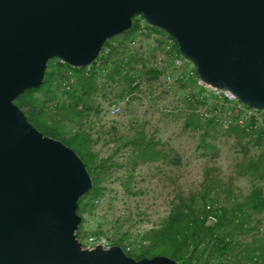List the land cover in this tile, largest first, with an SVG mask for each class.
<instances>
[{
    "label": "water",
    "instance_id": "1",
    "mask_svg": "<svg viewBox=\"0 0 264 264\" xmlns=\"http://www.w3.org/2000/svg\"><path fill=\"white\" fill-rule=\"evenodd\" d=\"M136 15L176 40L200 80L264 109V0H0V264H179L82 248L89 171L14 103L42 85L51 59L90 66Z\"/></svg>",
    "mask_w": 264,
    "mask_h": 264
},
{
    "label": "built area",
    "instance_id": "2",
    "mask_svg": "<svg viewBox=\"0 0 264 264\" xmlns=\"http://www.w3.org/2000/svg\"><path fill=\"white\" fill-rule=\"evenodd\" d=\"M128 37L125 35L126 39L109 42L102 48L97 59L90 66L84 67V74L86 76L94 74L99 86H103L107 93L105 97L99 96L100 101L96 103L100 104L99 117L103 126L99 138L106 143L102 148L104 150L103 159H108L107 166L110 170H116V172H109L108 169V178L116 174L117 181L123 183L133 168L131 185L134 187L130 189L133 194L129 195L139 196L140 193L135 183L137 179L143 178V170L165 169L169 163L167 160H160L149 163L141 162L133 166L128 162L131 149L129 147L119 148L113 141L111 129L114 128L119 135L138 132L143 130L144 126L151 127V131H155L154 127L159 126L163 119L177 113L193 114L200 123H211L212 128H208L207 132L212 137H208V141L215 147L212 150L214 154L212 152L210 155L199 148V166L210 163L218 168L221 165L220 157L214 155L221 151V147L226 148L233 156L228 163L230 172L228 179L231 183L237 178L234 174L237 163L243 158H246L248 162H253L264 154V109L249 107L239 101L229 90L213 87L200 80L194 66L180 54L176 40L166 32L147 25L140 15L137 17V27L133 36ZM128 57L133 58L134 63L124 69L133 76L131 82L133 90L130 93H124L122 98L117 100L112 94L115 85L106 79L105 65H110L109 63L119 58L127 60ZM55 60L57 66L66 65L59 59ZM151 70L157 73L156 78H148L146 73ZM63 77L58 87L59 91L50 100L43 102V108L49 114H61L63 106L60 97L63 94L68 98L67 95L72 91L75 83L73 72L66 70ZM66 101L69 102L70 99ZM79 107L81 108V105ZM91 118L92 116L89 117ZM232 128L240 131L239 138L230 132ZM200 131L202 133L204 130ZM153 136L155 141H159L156 134ZM159 143L161 144L158 149L169 155L170 151L165 149L163 142L159 141ZM115 151L116 153L113 154ZM179 157L182 159V155ZM110 161L120 166L110 168ZM151 163H156L157 167L149 169ZM206 178H210L214 190L209 193L210 200L199 207V220L203 222L202 235L205 239L195 252L196 256H202V264H264L257 251L250 253L245 251V247L254 239L264 238V214H258L250 222L241 224L239 230L220 225V217L225 204L240 201L248 195L253 186L247 191L239 190L228 196L222 190L221 183L223 182L220 178L214 175L200 176L199 198ZM246 179L253 185L264 183V179L255 183ZM257 187L261 189V196L264 200V185ZM107 195L108 191L104 192V197ZM170 210L171 207L167 210L164 220L159 222V226H152L146 230L142 226L132 232L131 228L125 230V222L123 218H119L117 229L100 235L84 234L78 229L77 241L85 249H93L96 246L108 249L118 245L126 254H142L151 246L145 234L152 229L161 228ZM243 214L244 212H241L237 216L242 217ZM135 222L136 220L132 221L131 218L127 223L134 225ZM215 245L231 247L226 253L218 256L213 251Z\"/></svg>",
    "mask_w": 264,
    "mask_h": 264
},
{
    "label": "trees",
    "instance_id": "3",
    "mask_svg": "<svg viewBox=\"0 0 264 264\" xmlns=\"http://www.w3.org/2000/svg\"><path fill=\"white\" fill-rule=\"evenodd\" d=\"M137 17L138 15L132 18V28L122 34H126V36L129 37L133 36L137 27ZM110 39L105 43L103 48L109 43ZM51 60L48 61L47 67L49 66V62ZM132 63H134V59L128 57L127 60L119 58L109 63L110 65H105L107 71L106 79L115 85L114 89H112V94L117 100L121 99L124 93H130L133 90L131 87L133 76L124 69L126 66L130 67ZM63 66L66 70L72 71L75 78L72 91L68 94V97L71 99L73 105L69 108L67 107L63 113L53 115L47 113L43 108V102L50 100L51 98H41L40 101L38 100L41 102V111L38 114H34L33 119L43 118L44 123H42L43 125H37L35 123L37 127L34 125L33 127L42 132L45 136H49L54 139H59V126L60 124H65L64 121H66V124L72 125L75 128L74 135L69 144H63L70 147L82 159L93 182L90 191L86 195L82 196L78 201V211H80L93 208L95 204L99 202L100 196L105 192V188L101 185V182L104 179L105 172L109 169L107 166L108 161L102 160L97 165H93L92 169L90 167L93 164L94 159V153L91 151V145L96 142L91 140V132L96 124L95 120H99L98 117L100 112V104H97L93 98L94 96L105 97L107 93H105V88L103 86H99L94 74L86 76L84 74V68H72L67 64ZM146 74L148 78H156L157 76V73L152 70L148 71ZM63 78L64 77H62V80ZM60 83L61 81L58 83V87ZM45 84H49L46 79H44V82L39 88L27 91L33 92L42 90ZM77 89H79V93H77ZM27 91L24 93H27ZM24 93H22L17 99H19ZM53 94L55 96L54 88L52 91V95ZM80 105L81 108L79 107ZM19 108L21 109V105ZM189 115L186 127L193 132L199 131L201 128V126H199V119L193 114ZM90 116H92L91 119H89ZM210 124L211 123H207L203 131L205 138H212L207 132ZM102 129L100 127V130ZM111 132L116 134V130L114 128L111 129ZM230 132L233 133L236 138L240 137V131L238 129L232 128ZM136 137L140 139L137 144H134L132 139H127L123 142L124 146H130L131 150H133L132 148H136L138 151V153L131 152V156L128 159V162L133 164V166L137 165L139 160L143 163L167 160V162L172 166L180 164V159L177 156L172 154V152L167 155L159 150V141H155L153 137L147 138L144 131H138ZM117 142L118 143L116 144H119V140ZM202 144L203 149H215L212 143L209 142L207 144L205 140H203ZM115 153L116 151L113 154ZM84 159L86 161H84ZM109 166L110 168H118L120 165L110 161ZM132 170L133 168L131 169V172H129L128 178L123 184L125 190L129 194H133L130 191L133 176ZM234 174L237 177L248 178L252 183L261 181L264 179V154L260 155L253 162H248L246 158H243V160L236 164ZM207 189L203 192L201 198H195L193 196V198L186 200L179 197L176 201L172 202L170 213L167 219L163 222L162 227L159 229H152L145 234V238L151 243L150 248L142 254L127 255L137 260L164 255L170 257L179 264H193L192 261L196 258H199V262H203L202 256H196L195 252L198 251L199 245L204 242L205 239L202 235L203 222L199 220V207L206 201L210 200V197L207 196ZM227 195H233L232 190H229V194ZM241 212H244L243 216L238 217L237 214ZM258 214H264V200L261 196V189L254 185L248 195L240 201L236 200L233 203L225 204L220 217V225H227L233 230H239L241 224L250 222ZM235 220H237V222H235ZM82 221L83 218L78 228L79 231H81ZM230 247L231 246L228 245H215L213 251L214 254L220 256L226 253ZM245 251L248 253L257 251L261 260L264 262V238L254 239L245 247ZM187 256L188 258L186 259Z\"/></svg>",
    "mask_w": 264,
    "mask_h": 264
},
{
    "label": "rangeland",
    "instance_id": "4",
    "mask_svg": "<svg viewBox=\"0 0 264 264\" xmlns=\"http://www.w3.org/2000/svg\"><path fill=\"white\" fill-rule=\"evenodd\" d=\"M125 35L126 34H120L114 36L110 39L109 42L126 39ZM57 65L58 64L55 59H52L49 62V66L47 67L45 73V79L49 84H45L42 90L33 92L27 91V93H24L19 99L15 100V104L18 107L21 105V111L24 112L25 116L28 118V122L32 126H36V124L43 125L42 123H44L43 118L33 119L34 114H38L41 111V102H39L40 99L52 98L54 96V94L52 95L53 88L54 93H57L59 91L57 88L58 83L62 81V77L64 72H66V68L64 66ZM77 93H79V89H77ZM60 98L62 100L63 111H65L67 107L69 108L73 105L71 99L69 102L66 101L69 97H64V95L62 94ZM93 99H95L96 102L100 101L99 96H94ZM98 118L99 120H95L96 124L94 125L93 131L91 132V140L96 141L91 145V151L94 153L93 164L90 167L91 169L93 168V165H97L100 161H102L104 157V150L102 149L104 147V143L99 138V135L102 133L100 127L101 129L103 128L101 124L102 120L100 117ZM180 120L181 118L176 120V122L172 124V127H170L171 137L168 138L164 137L160 132L161 130L159 129L161 124L154 127L156 129L155 131H151L152 128L146 126H144L143 129L146 133L149 134V137L152 135V137L154 138L153 135L156 134V137L159 139V141L163 142V144L165 145V149L172 152V154H174L175 156L179 157L182 154V159L180 157L179 158L180 163L182 160L184 166H173L174 168L172 170V177L178 176L180 178L182 175H184L185 177L193 176L192 179L199 183L200 176L207 175L209 177L211 175H214V177L220 178L223 182L221 183V185L223 187L222 190L225 192H227V190L247 191L251 186H254L253 184L249 183L246 178L243 177H237L231 183V181L228 179V177L230 176V172L228 171V163L229 161H231V159H233V156L224 147H221V151L218 154L214 155L220 157L219 161L221 165L218 168L213 167L210 163L205 166H199V148H195L197 145L196 143L199 134H196V132H191L189 130H183ZM64 122L65 124L63 123L59 126V139L57 140L65 144H69L74 135L75 128L72 125L66 124V121ZM114 134L115 133H112V136L114 137L113 141L114 143H118L115 142L116 139ZM184 148L187 149V153L181 152ZM201 149H203V147ZM203 150H205L206 153L210 155H212V152L214 154V151L210 149ZM84 161L86 160L84 159ZM108 171L116 172L115 169H109ZM108 171L105 172L104 179L101 182V185L105 188L104 191H108V195L104 197L103 193L99 198V202H97L93 208L78 211V215L83 218L82 233L88 235H100L108 231H113L114 229H117L119 218H123L126 227L125 230L127 228H131L132 232L138 230L142 226L144 227V230L149 229L152 226H159V222H162L164 220L166 212L170 208L171 199H163L160 195L154 197L152 196V194H150L149 190H151L150 186L152 184H154L155 188H158L159 185L162 186L161 182L157 180L155 181V179H157L156 176L158 174L164 175L163 173H167L168 169L161 168L160 170L153 169L152 171L143 170V178L139 180L137 179L135 183L138 192H145V194H140L139 196H130L123 186L124 182H118L115 178L116 174H113L108 178ZM149 173L155 174V178L149 177ZM159 179L161 180L160 176ZM149 180L154 181L149 182ZM155 182L158 184L157 186ZM192 184H194V181L192 182ZM229 185L231 186V188L229 187ZM260 185L263 186L264 183H257L256 186ZM133 187L131 185V190ZM131 218L132 221L133 219L136 220L134 225H128L127 223ZM192 262L193 264H202V262H199V258L194 259Z\"/></svg>",
    "mask_w": 264,
    "mask_h": 264
},
{
    "label": "crops",
    "instance_id": "5",
    "mask_svg": "<svg viewBox=\"0 0 264 264\" xmlns=\"http://www.w3.org/2000/svg\"><path fill=\"white\" fill-rule=\"evenodd\" d=\"M189 114H182V113H179L177 115H173L172 117H168L167 119H163L162 122L160 123L161 126H160V132L163 134L164 137H171V128L172 127V124L176 122V120L180 119V123L182 125V129L187 131L189 130L187 127H186V122H187V119L189 118ZM207 124V123H206ZM206 124H202V123H199V126H201V128L199 129V131H194L196 132V134H199L198 135V140H197V145H196V149L198 148H202L203 147V140H205V142L208 144L209 141H208V137H204L203 135V132L201 133V129H205L206 127ZM211 128H212V125L210 124L209 125ZM209 127V128H210ZM144 131L145 134H148L145 132V130H142ZM190 131V130H189ZM117 132V131H116ZM193 132V131H191ZM138 132H131V133H122V135L116 133L115 134V139H116V142L119 140V144L117 145L119 148H126V147H129L130 146H124L123 145V142H125V140L127 139H132L133 140V143L134 144H137L139 142L140 139H138L136 137ZM149 135V134H148ZM149 137V136H148ZM147 137V138H148ZM152 137V135H151ZM136 139V140H134ZM131 140V141H132ZM106 143H104L105 145ZM131 149V148H130ZM133 150H131V152H137V149L136 148H132ZM187 149H182V153H187L186 151ZM182 155V154H181ZM187 156V155H186ZM102 160H106L108 161V159H102ZM141 163V160L138 161V164ZM156 163H151V167H149V169H152L155 167H157L155 165ZM181 166H184L183 165V162L181 161V163L179 164ZM153 166V167H152ZM173 166L170 165V163L168 164V166L166 167V169H168L167 173H163L164 175H159L161 180L159 179V176L155 175V174H151L149 173V177H154L156 176L157 179H155V181H159L162 183V186H158V188H155L154 184H152L150 186L151 190L150 191V194H152V196L156 197L157 195H160L163 199H171V204H170V207L172 206V202L176 201L179 197L181 198H184L186 200L188 199H191L193 198V196L195 198H199V183H197V181H195L193 178V176H189V177H185L184 175H182L180 178L178 176L176 177H172V170H173ZM195 178V177H194ZM206 182H204V187L202 188V191H201V196L203 195V192L207 189L208 191V195L209 196V193L212 192L214 190V187L211 185L212 183H210V178H206ZM212 179V178H211ZM154 180H149V182H152ZM194 181V184H192V182ZM158 182V183H159ZM156 186L158 185L156 182H155ZM194 185V186H193ZM229 187L231 188V186L229 185ZM206 188V189H205ZM225 192V191H223ZM233 192H236L235 190H232V193ZM140 194H145L144 191H140L139 192ZM226 194H229V190H227V192H225ZM200 196V198H201ZM82 226H81V230H82Z\"/></svg>",
    "mask_w": 264,
    "mask_h": 264
}]
</instances>
